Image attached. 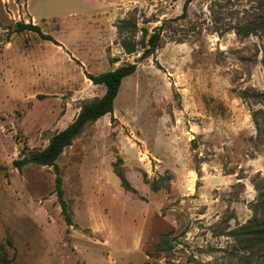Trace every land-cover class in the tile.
<instances>
[{
  "label": "rangeland",
  "instance_id": "374dc122",
  "mask_svg": "<svg viewBox=\"0 0 264 264\" xmlns=\"http://www.w3.org/2000/svg\"><path fill=\"white\" fill-rule=\"evenodd\" d=\"M184 1L0 0V245L12 264H249L229 232L264 183L260 105L242 97L264 92V36L220 31L260 19L264 0H192L183 16ZM124 19L135 28L120 33ZM126 63L136 69L113 112L57 158L68 225L52 166L13 162L104 93L89 73Z\"/></svg>",
  "mask_w": 264,
  "mask_h": 264
},
{
  "label": "trees",
  "instance_id": "16d2710c",
  "mask_svg": "<svg viewBox=\"0 0 264 264\" xmlns=\"http://www.w3.org/2000/svg\"><path fill=\"white\" fill-rule=\"evenodd\" d=\"M191 1L192 0L184 1L181 15H186L188 5ZM133 28H135V23L130 22L127 19L122 20L118 25L120 33L126 30H132ZM230 29H234L236 33H241L243 35L260 31L264 36V13L260 16V19L256 21L252 20L246 24L228 27L220 32H226ZM21 30L35 31L43 39H50L58 44L51 35L43 33L40 27L33 24L32 21H16L14 31ZM159 40L160 32L153 31L148 37L147 44L142 46L143 50L140 57L151 55L156 49ZM122 45L129 53L135 50V44L128 45L125 42H122ZM135 69V63H126L109 71H103L97 74L89 73L87 76L94 84H102L105 86L104 93L96 99L85 102L81 106L77 116L65 128L54 133L45 147L31 150L13 162L14 166L18 169L26 163L52 166L55 172V192L61 206V212L68 225L72 224V220L67 214L66 205L62 199L64 190L62 186V177L59 174V167L56 162L57 158L64 148L71 144L72 140L82 131L85 125L107 113L111 114L113 112L114 100L123 78L132 74ZM242 97L246 101L258 103L260 105L258 108L252 110L251 117L255 125L257 137L264 142V92L255 89L244 90L242 92ZM113 172L119 178L120 184L124 190L135 193V189L130 185L123 170L116 162L113 164ZM151 187L154 190L157 189V186L154 183L151 184ZM255 188L257 190V195L251 205L252 215L244 224H241L229 233L230 235L237 237L242 248L247 251L245 260L249 264H264V183L255 186ZM0 264H12V259L7 256L3 245H0Z\"/></svg>",
  "mask_w": 264,
  "mask_h": 264
}]
</instances>
